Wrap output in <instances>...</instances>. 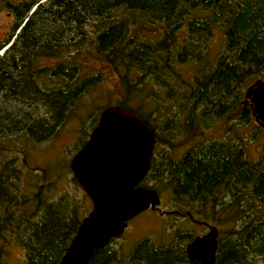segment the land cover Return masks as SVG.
I'll list each match as a JSON object with an SVG mask.
<instances>
[{"label": "trees", "instance_id": "16d2710c", "mask_svg": "<svg viewBox=\"0 0 264 264\" xmlns=\"http://www.w3.org/2000/svg\"><path fill=\"white\" fill-rule=\"evenodd\" d=\"M6 7L14 20L0 49L15 37L0 55V142L16 136L29 143L47 140L100 81V72H89L87 64H107L122 92L114 104L135 113L155 138L150 168L139 185L163 186L178 212L185 209L218 225L215 264H249L255 257L264 258V216L258 211L264 205V144L257 160L248 159L241 144L230 138L197 142L180 158L160 146L171 149V137L195 135L203 123L209 126L231 115L247 118L240 103L242 88L249 80L264 79V0H20ZM133 15L161 22L164 33L154 41L140 39L127 25ZM186 15L189 19L183 22ZM92 22H97L98 31L89 33L86 26ZM215 24L225 30L224 51L208 72L188 85L181 96L187 102L180 109L183 120L164 121L162 139L130 105L138 101L144 107L143 94L150 97L149 104L159 100L149 88L151 82L171 94L175 87L164 74L172 76L175 65L200 61ZM183 25L188 34L178 42ZM106 106L98 107L94 123ZM72 180L77 184L75 177ZM22 182L21 170L11 161L0 163V240L10 236L18 242L26 264H58L87 211L86 196L43 198L40 184L34 194L30 189V196H24ZM109 244L95 249L85 264H191L182 247L156 246L149 238L127 255ZM3 256L0 245V264Z\"/></svg>", "mask_w": 264, "mask_h": 264}, {"label": "rangeland", "instance_id": "374dc122", "mask_svg": "<svg viewBox=\"0 0 264 264\" xmlns=\"http://www.w3.org/2000/svg\"><path fill=\"white\" fill-rule=\"evenodd\" d=\"M18 1L20 0H0V43L10 34L11 25L14 20L6 4L17 3ZM32 11L33 10H30L29 14H31ZM112 18L113 16L111 19ZM130 19V21L128 19L126 20L128 28L135 30L133 33L137 34V37L140 39L154 41L164 33L165 26L159 21L156 22L154 19L145 17L141 18L139 15H133ZM188 19L187 15L181 17L183 22H186ZM96 23L97 22H92V24L86 26L89 33L91 30L98 31L96 28L97 25L94 26ZM22 25L16 30V33ZM98 28H100V25H98ZM182 28L183 31L180 32L179 30ZM178 31L180 33L177 34L178 38L176 41L180 42L182 37L188 34V31L185 25L178 28ZM224 33L225 30L223 26L215 24L205 40L204 47H202L203 57L200 61L197 63L188 61L180 65H175V72L172 76L170 74H164L168 83H171V85L175 87L171 94H167L161 87H157V85H155L156 83L154 84L151 82L149 88L150 90L152 87L155 89L159 96V100L149 104V102H151L150 97L143 94L144 96L141 100L144 107H142L143 105L137 104L138 101H133L131 103L132 105L130 106L137 109L142 114V117L148 121L160 138L165 139L166 137L164 134L165 130H162L161 127L164 121L169 119L172 120V118L178 121L180 118L179 122H182L183 118L180 109L182 106H185V103L187 105V102L185 101L184 103L181 96L183 97L188 92V85L192 84L195 78L200 77L202 73L208 72L214 65L216 59L223 53L225 44ZM14 37L6 46L0 49V55H2L5 49L12 43ZM87 69L92 73H95V71L100 72V81H97L91 89L81 96L78 105L72 109L70 114L57 127L51 137L37 143H29L24 138L18 136L6 138L4 141L0 142L6 146V148L3 149L0 144V163L11 161L12 165L21 170L23 181V188H21V190L24 196L26 194L30 196V189H34V194L36 190L35 186L38 184L43 186L41 195L43 198L46 196L48 199H55L62 193H68L76 199H81L86 196L79 183L77 182L76 184L72 180L74 175L69 167V162L72 156L86 142L92 129L96 126L98 119L94 123L93 118L99 111L98 107L115 105V101L120 100L122 97L117 74L111 66L94 61L91 64H87ZM252 83V80H249L247 85L242 88L243 94L246 88ZM164 100H166V102ZM243 100L244 96L242 95L240 103H243ZM241 105L245 107L246 119H239L236 115H231L209 122V126H205L204 123L200 124V127L196 129L195 135L189 137H182L181 135L175 138L171 137L170 141L174 144L171 149L168 145L161 144V148L166 151L163 152L169 153L175 158H180L184 151L197 142L230 138L234 142L241 144L245 156L248 159L257 160L261 155L262 146L264 144V127L259 124L252 114L248 101ZM239 108H241V106L237 109ZM195 126L198 125L195 124ZM83 131L86 133L85 136L83 135ZM179 142L180 146L177 145ZM60 164L66 165L68 169L60 166ZM59 166L62 168H58ZM42 169L52 174L50 175L47 173V175L44 176ZM57 173L58 177L54 175ZM146 183L149 186L152 185L149 181H146ZM46 188L49 190V196L46 195ZM155 190L160 198L158 210L148 207L129 219L121 236L110 241L109 245L112 249L120 250L122 254L127 255L137 243L145 238H149L156 246L165 247L170 244L176 249H182L190 239L208 232V226L192 221L193 219L197 221L204 220L199 219L192 213H190L191 216H186V212L189 213V211H185L184 208L183 212H181L182 216L176 214L178 212L177 207L171 204L169 192L163 186H156ZM84 201H86L85 206L87 211L84 214V216H86L90 212L92 204L87 196ZM258 211L264 216V205H261ZM208 223L211 226H216L218 230V243L220 228L212 222ZM0 245L4 248V256L2 257L3 264H26L23 247L12 237L8 236L6 240H0ZM249 264H264V258L255 257Z\"/></svg>", "mask_w": 264, "mask_h": 264}, {"label": "water", "instance_id": "95a60500", "mask_svg": "<svg viewBox=\"0 0 264 264\" xmlns=\"http://www.w3.org/2000/svg\"><path fill=\"white\" fill-rule=\"evenodd\" d=\"M243 96V103L249 102L264 127V79L254 81ZM154 143L151 129L130 110L109 105L100 112L89 138L69 162L92 208L58 264H85L95 249L121 236L129 219L148 207H158L157 191L139 185L150 168ZM208 227L207 233L194 237L185 248L187 258L197 264L216 261L218 230Z\"/></svg>", "mask_w": 264, "mask_h": 264}, {"label": "flooded vegetation", "instance_id": "af4514ba", "mask_svg": "<svg viewBox=\"0 0 264 264\" xmlns=\"http://www.w3.org/2000/svg\"><path fill=\"white\" fill-rule=\"evenodd\" d=\"M182 27V26H181ZM180 27V28H181ZM180 32H182L183 31V28L182 29H180L179 30ZM177 32V34H179L180 32ZM185 31V30H184ZM147 124V123H146ZM148 125V124H147ZM151 129V128H150ZM152 131V130H151ZM152 134H153V132H152ZM154 136V135H153ZM154 146H155V143H154ZM153 149H154V147H153ZM187 151V150H186ZM186 151H184V153L186 152ZM155 210H158V207H156V208H154ZM173 212H175V211H173ZM176 213V212H175ZM177 215H179V216H182V214L180 213V212H177L176 213ZM186 216H191V214L190 213H188V212H186ZM189 218V217H188ZM191 219V218H190ZM192 221H194V222H199V223H201L202 225L204 224V225H206V226H208V225H210L208 222H206V221H197V220H195V219H193ZM203 234H201V235H199V236H202ZM198 236V235H197ZM193 239H190V241H192ZM190 241H188L187 243H186V245L190 242ZM186 245H185V247L183 248V250H184V259H186V261L187 262H191V264H197V262L196 261H191V260H189L188 258H187V254H186V250H185V248H186ZM182 264H188V263H186V262H183Z\"/></svg>", "mask_w": 264, "mask_h": 264}, {"label": "bare ground", "instance_id": "6f19581e", "mask_svg": "<svg viewBox=\"0 0 264 264\" xmlns=\"http://www.w3.org/2000/svg\"><path fill=\"white\" fill-rule=\"evenodd\" d=\"M179 131H181V130H179Z\"/></svg>", "mask_w": 264, "mask_h": 264}]
</instances>
